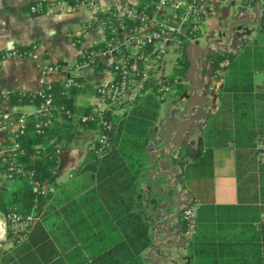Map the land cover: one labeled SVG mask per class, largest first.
Segmentation results:
<instances>
[{"label": "trees", "instance_id": "16d2710c", "mask_svg": "<svg viewBox=\"0 0 264 264\" xmlns=\"http://www.w3.org/2000/svg\"><path fill=\"white\" fill-rule=\"evenodd\" d=\"M76 1L67 0L71 5ZM255 1L242 0V4L252 6ZM156 2L142 0L136 7L150 12ZM200 35L197 31L182 39L172 74L158 83L153 78L146 85L150 91L123 112L112 109L103 114L100 121L109 128L92 117V106L75 105V87L66 88L58 81L41 95L19 92L0 99L12 108L31 107L35 115H13L15 119L24 116L25 129L16 139L18 149L6 155L5 161L0 158V173L10 174V167L21 171L6 179L10 190H0V215L26 217L41 212L24 239L16 237L5 222L11 245L0 249V264H144L141 254L151 245V237L142 215L138 182L142 163L161 103L182 97L189 89L188 40ZM33 47L16 45L11 51L26 58ZM103 47V43L96 44L82 52ZM6 52L0 51V63ZM207 64L212 77L221 75L222 85L218 108L200 129L203 154L191 163L171 160L179 163V177L184 181V172L193 163L206 165L208 176L212 175V149H234L238 203L215 205L198 202L194 196L190 199L189 204L199 203L196 233L188 244L191 264H264V151L259 147L264 138V82H253L255 71L264 72V46H248L239 54L214 52L207 55ZM161 85L172 90L163 99L157 90ZM48 95L54 122L44 126L38 110ZM88 137L94 140L81 163L71 170L68 182L53 184L59 153ZM182 210L178 218L183 232Z\"/></svg>", "mask_w": 264, "mask_h": 264}, {"label": "crops", "instance_id": "0c3cea01", "mask_svg": "<svg viewBox=\"0 0 264 264\" xmlns=\"http://www.w3.org/2000/svg\"><path fill=\"white\" fill-rule=\"evenodd\" d=\"M56 1L59 0H0V51H7L16 45H34V50L29 57H5L1 61L0 91L5 94L36 93L41 90L43 82L58 81L63 84L70 82L71 86L77 89L75 105L78 108L93 106L96 89L107 80V74L101 70L98 71L95 67L76 70L74 66L84 48L102 42L103 31L91 19L88 10L84 8L57 16H35L28 11L31 3ZM92 1L97 3L127 2L137 5L142 0ZM223 1L209 0L200 26L201 35L195 39L197 41L204 37V44L193 45V51H191L192 43L189 44L191 69L188 91L192 97H195L192 99V104L186 109L181 108L182 116L171 119L160 131L152 129L150 131L138 181L144 204L142 215L149 223L151 237V245L141 254L144 264H191L188 246L183 241L182 226L178 215L189 204L193 196L198 202L207 204L238 203L234 149L230 147L212 149V193L205 201L186 188L185 182L179 177L181 169L179 163L173 164L172 162V160H179L183 163L185 161L191 163L192 159L200 158L203 154L200 129L207 117L218 108L217 94L222 85L221 75L217 78L211 76L207 55L214 52L239 54L248 46H264V14H262L257 20L250 21L251 25L257 26L258 33L262 36L261 39L252 40L247 33H237L232 48H229L230 43L226 42L216 45L217 49L210 51L215 38L214 33L209 35L207 29L212 27L214 12H217L219 21L222 19L219 6ZM261 1L256 0L254 5L246 6L254 7ZM44 65H56L60 67V71L55 74L44 73L42 70ZM160 70L159 76L166 77L160 75ZM258 75L261 78L256 81L255 76ZM253 82L254 85L263 83L264 72L255 71ZM78 101H80L79 104ZM185 110L187 113L184 112ZM33 112L34 109L31 107L12 108L5 104L0 105V116L2 115L6 120L14 117L16 113L28 115ZM5 137L6 133L0 132V158L2 147L6 143ZM92 140L94 137H88L71 144L72 148L69 146L59 153L58 171L51 181L53 184L62 185L68 182L71 170L81 163L88 144ZM78 144L79 146L76 147ZM81 144L83 145L80 146ZM184 152L188 155L185 156ZM3 189L10 190V185L0 173V190ZM247 202L249 201L244 199V203ZM40 216L41 212L35 216L36 220ZM5 227V222L0 215V242H5L8 248L11 240L6 238ZM0 249H5L1 248V243Z\"/></svg>", "mask_w": 264, "mask_h": 264}, {"label": "built area", "instance_id": "2783aa9c", "mask_svg": "<svg viewBox=\"0 0 264 264\" xmlns=\"http://www.w3.org/2000/svg\"><path fill=\"white\" fill-rule=\"evenodd\" d=\"M208 3L209 0H157L153 10L146 12L137 10L136 5L127 2L97 3L92 0H78L71 5L66 0H59L53 3H31L28 11L35 16H57L84 8L103 31L101 43L104 47L97 51L82 52L79 56L81 61H78L74 68L79 70L95 67L107 74V80L96 89L92 117L102 126L109 128L108 123L100 121L103 114H110L112 109L118 114L123 112L143 93L150 91L146 85L153 78L157 83L165 78L159 76L162 59L172 48L175 49L176 59L180 57L179 47L182 45V39L191 33L201 31L200 26ZM127 21L137 24L129 27L126 24ZM5 57L18 58L19 56L10 49L5 53ZM226 64V62L222 63L223 66ZM42 70L44 73L55 74L59 73L60 67L44 65ZM64 86L68 88L71 83L66 82ZM50 87L51 82H43L41 90L32 94L41 95L43 90ZM157 90L160 99L172 93L170 87L166 85H161ZM7 96L8 94L0 91V99H6ZM1 104L3 103L0 102ZM52 106V99L48 95L38 110V116L44 126H51L54 122L50 111ZM31 114L35 116L34 113ZM0 117V132L6 133V143L2 147L1 156L2 161H5L6 155L18 149L16 139L23 134L25 121L22 115L9 120L2 115ZM92 117L89 119L93 120ZM86 120L87 118H82V121ZM36 128L38 129L39 125ZM103 141L104 137L101 136L100 143ZM259 147L264 151V138ZM20 171L19 167H10V174L4 177L9 179L12 173ZM198 208L199 203L193 201L182 210V218L185 222L183 241L186 246L196 233ZM2 218L4 222L9 223V228L20 239L26 237L36 220L33 215L22 217L17 214L2 216Z\"/></svg>", "mask_w": 264, "mask_h": 264}, {"label": "rangeland", "instance_id": "374dc122", "mask_svg": "<svg viewBox=\"0 0 264 264\" xmlns=\"http://www.w3.org/2000/svg\"><path fill=\"white\" fill-rule=\"evenodd\" d=\"M242 0H224L221 4L220 11L222 13V19L219 21L217 18V12H214L215 17L212 21L211 26L207 29L209 35L213 34L215 42L210 46V51L216 50V45H221L226 42L230 43V47L234 44L235 35L237 33H247L250 39H261V34L258 33L257 26L251 25L250 21L257 20L258 16L264 14V0L260 4L254 7L246 6L242 4ZM219 33V35H217ZM192 43L191 51L194 50L193 45L204 44V37L195 41V39H189L188 44ZM174 48L171 49L162 59L161 63V76H168L172 74L176 55L174 54ZM261 77L255 76V80L258 81ZM98 79V77L96 78ZM194 79V78H192ZM195 97L191 96L189 91L185 92L182 97L170 98L165 102L161 103L159 108L158 120L152 130L160 131L162 127H166L169 121L177 116H182L183 112L180 109H186L188 105L192 104V99ZM184 99V100H183ZM78 104L80 101L77 102ZM184 112L187 113L185 110ZM151 130V131H152ZM83 143V142H82ZM81 144L80 146H82ZM76 145V147H78ZM71 148L73 146H70ZM208 167L202 163H193L187 166L184 172V182L186 188L201 200H207L212 193V179L208 176ZM181 171V169H180ZM1 248H6L5 242H0ZM186 256V254H184Z\"/></svg>", "mask_w": 264, "mask_h": 264}, {"label": "water", "instance_id": "95a60500", "mask_svg": "<svg viewBox=\"0 0 264 264\" xmlns=\"http://www.w3.org/2000/svg\"><path fill=\"white\" fill-rule=\"evenodd\" d=\"M255 7H256V5H255ZM168 11H169V9H168ZM10 49H11V48H10ZM10 49H9V50H10Z\"/></svg>", "mask_w": 264, "mask_h": 264}]
</instances>
